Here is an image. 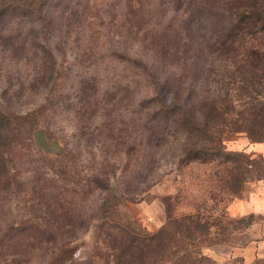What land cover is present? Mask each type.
Returning <instances> with one entry per match:
<instances>
[{
  "label": "rangeland",
  "instance_id": "1",
  "mask_svg": "<svg viewBox=\"0 0 264 264\" xmlns=\"http://www.w3.org/2000/svg\"><path fill=\"white\" fill-rule=\"evenodd\" d=\"M231 7L226 0H48L40 14L22 23L20 15L0 13L4 113L15 117L43 105L46 131L72 152V169L80 181L72 188L87 189L82 179L105 173L118 197L119 224L129 219L148 234L158 232L169 216L199 225L209 237L200 238L196 264H246L242 250L264 239V179L252 169L240 194H233L222 167L179 168V144L158 145L152 134L144 133L158 121L149 120L150 112L140 104L156 98L165 103L179 80L192 85L198 97L226 85L223 65L231 67L215 60L208 48L230 27ZM51 60L55 81L46 72ZM225 145L264 166V143L237 133ZM34 159L25 152L17 155L20 183L0 190V264L53 259L55 246L41 247L33 240L15 256L8 241L12 233L3 231L38 215L51 222L61 216L64 224L70 211L75 219L72 264H104L98 223L79 229L80 216L88 208L89 214L95 211L102 193L95 190L72 200L70 190L53 204L31 188L43 176L30 163ZM228 220L232 226L216 236L221 232L217 227ZM70 230L65 225L60 229Z\"/></svg>",
  "mask_w": 264,
  "mask_h": 264
},
{
  "label": "trees",
  "instance_id": "2",
  "mask_svg": "<svg viewBox=\"0 0 264 264\" xmlns=\"http://www.w3.org/2000/svg\"><path fill=\"white\" fill-rule=\"evenodd\" d=\"M40 1L0 0V13L20 15L19 21L22 23L26 17L33 18L42 12L41 8L48 0ZM226 1L232 5L229 11L230 27L215 36L213 46L211 44L208 48V54L214 56L215 60L231 67L228 69L227 65H223L226 85H220L211 92L206 90L198 97L193 93L192 85L186 87L179 80L168 101L164 103L157 98L150 99L140 107L150 112L149 120L158 121L157 126L142 129L144 133L152 134L158 145L179 144V168L191 164L222 167L227 178L226 185L233 194H240L252 169L257 170L258 179H264V166L259 160L244 152L229 151L225 145L237 133H244L252 143H264V0ZM132 2L141 4L142 0ZM29 22L33 24L36 21L32 19ZM8 34L11 32L8 31ZM164 46L163 53L167 54L166 48L170 47L168 42ZM41 52L45 53L44 48H41ZM43 63L45 65L44 60ZM48 67L46 72L49 79L57 80L55 60H51ZM53 74L56 76L53 77ZM155 94L157 97L156 91ZM47 99L45 97L44 100ZM2 109L0 106V190L14 186V183L16 187L19 185V170L14 164L17 155L25 152L27 156L35 158L30 163L36 165L37 171L43 172V176L37 177L31 188L40 191L53 204L63 200L70 190L74 193L72 200L79 195L86 198L95 190L102 193L95 211L89 214L88 208V213L80 216L79 229L88 228L87 225L93 222L98 223L97 227L102 231L104 264L198 262L194 255L198 253L200 238L209 237L200 231L199 225L192 221L187 224L169 216L158 232L148 234L142 233L140 226L129 219L125 224H119L118 197L112 194L113 189L105 173L82 179L87 189L78 191L72 188L80 182L72 169V152L66 144L57 142L46 131L41 120L46 109L43 105L15 117H10V113H4ZM61 146L62 151L59 152ZM43 147L45 151L41 150ZM58 217L60 221L51 222L44 215H38L20 222L16 227L7 226L3 232L8 235L12 233L8 241L15 250L13 254L19 255L17 251L33 240L41 247H56V256L46 264H72L75 253L74 213L70 211L64 224L63 217ZM232 224L233 221L228 220L225 226L217 225L221 232L215 235H223ZM64 225L71 230L60 231ZM21 240L27 241L19 242ZM5 246L8 248L9 245Z\"/></svg>",
  "mask_w": 264,
  "mask_h": 264
},
{
  "label": "crops",
  "instance_id": "3",
  "mask_svg": "<svg viewBox=\"0 0 264 264\" xmlns=\"http://www.w3.org/2000/svg\"><path fill=\"white\" fill-rule=\"evenodd\" d=\"M246 264H264V239L253 242L242 250Z\"/></svg>",
  "mask_w": 264,
  "mask_h": 264
}]
</instances>
